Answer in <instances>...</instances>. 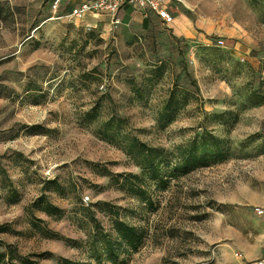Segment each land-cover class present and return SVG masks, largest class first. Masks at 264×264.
Segmentation results:
<instances>
[{"label":"rangeland","instance_id":"374dc122","mask_svg":"<svg viewBox=\"0 0 264 264\" xmlns=\"http://www.w3.org/2000/svg\"><path fill=\"white\" fill-rule=\"evenodd\" d=\"M50 2L0 0V226L11 230L0 232V251L10 246L17 256L8 264H58L61 257L97 264L87 247L42 230L86 242L93 233L86 213L100 201L117 205L123 219L146 231L128 264L259 259L264 214L254 209L264 208V0H173L171 25L150 19L141 29V21L128 18L107 32L90 17L57 18L67 11L53 14ZM172 91L180 104L166 124L161 113ZM97 107L103 118L122 117L128 132L168 150L201 127L233 146L252 142L224 163L169 177L164 189L148 181L144 201L107 175L141 169L87 121L86 112ZM205 112L229 114L217 121ZM43 194L64 210L61 218L35 206ZM96 217L112 230L109 213Z\"/></svg>","mask_w":264,"mask_h":264},{"label":"trees","instance_id":"16d2710c","mask_svg":"<svg viewBox=\"0 0 264 264\" xmlns=\"http://www.w3.org/2000/svg\"><path fill=\"white\" fill-rule=\"evenodd\" d=\"M51 7V2H50ZM174 15V11H172ZM186 103L187 98L183 99ZM261 102H255L258 104ZM180 104L178 92L172 91L170 97L165 102L164 111L161 113V119L166 124L172 123L175 119L177 106ZM186 105V104H185ZM206 117L221 121L229 113H218ZM86 118L89 123L99 124L98 135L117 146H119L128 156L132 158L135 165L141 169L140 174H118L106 172L111 179L126 190L131 196L139 197L144 201H150L147 197L145 184L148 181H154L163 189L169 183V177H178L186 175L198 168L211 167L213 165L224 163L240 153L244 146L252 141L249 139L247 145L238 144L233 146L229 140L216 135L207 127H201L202 131L197 132L188 140L177 144L172 150L164 147L150 145L148 142L139 139L136 135L126 130V121L122 117L110 116L103 118L102 107H97L86 112ZM122 180H121V179ZM59 184L55 185V190L59 189ZM38 210L46 215L61 218L64 210L50 201L47 194L41 195L35 202ZM96 211L106 212L111 215L112 230L105 231L104 227L96 217V211L91 210L88 214L90 223L93 226L91 237L83 242L81 240L64 238L60 234L43 229L44 235L48 238L64 240L68 245L74 247H87L91 251V256L96 259L97 264H128L129 255L137 252L142 246L146 231L144 228L131 224L120 216L119 207L111 202L100 201L95 204ZM11 231L9 226L1 225L0 232ZM10 253V255H9ZM16 252L10 246L6 251H0V264H8L9 260L17 258ZM54 257L53 253L45 254ZM58 264H83L69 258H58ZM28 264L27 262H25Z\"/></svg>","mask_w":264,"mask_h":264},{"label":"built area","instance_id":"2783aa9c","mask_svg":"<svg viewBox=\"0 0 264 264\" xmlns=\"http://www.w3.org/2000/svg\"><path fill=\"white\" fill-rule=\"evenodd\" d=\"M173 0H93L85 1L74 7L68 14H63L57 18H67L70 20L83 21L85 16L90 13H106L111 18V23L115 27L121 23L118 17L119 11L126 5H131L135 9L139 10L144 18H148L150 14H155L165 25H171L175 21V17L172 14ZM180 1V0H179ZM61 6V0L51 1V10L53 14L59 12ZM219 44L223 45L224 41L219 40ZM105 87L104 85L101 86ZM88 197L84 198V202L87 204ZM255 213L257 215L264 214V208L255 207ZM249 264H264V255Z\"/></svg>","mask_w":264,"mask_h":264},{"label":"crops","instance_id":"0c3cea01","mask_svg":"<svg viewBox=\"0 0 264 264\" xmlns=\"http://www.w3.org/2000/svg\"><path fill=\"white\" fill-rule=\"evenodd\" d=\"M52 1V0H51ZM85 1H93V0H61V6H60V11L63 9V10H65L66 9V11L67 12H62V13H64V14H68L69 12H71V10L74 8V7H76V6H78L79 4H81L82 2H85ZM173 7V6H172ZM87 17H90V18H92L93 19V21H94V27L95 26H97V25H99L100 27H102L103 28V32H107L109 29H111L112 27H115L114 25H112V23H111V18H110V16L108 15V14H106V13H97V14H94V13H90V14H87L86 16H85V18H84V20L87 18ZM118 17L120 18V20H121V23L120 24H123V22L125 21V20H127L128 18H130V22L131 23H133V21L134 20H138V21H141V29H144V28H146V29H148L149 27H150V22H151V20L150 19H152V20H160L158 17H157V15H155V14H150V16L148 17V18H144L143 17V15H142V13L139 11V10H137V9H135L133 6H131V5H126V6H124L120 11H119V13H118ZM83 20V21H84ZM175 20H176V18H175ZM161 21V20H160ZM119 26V25H118ZM117 27V26H116ZM138 29H139V27H138ZM174 29H178L177 28V25L176 26H174ZM182 29V28H181ZM179 31V33H183L184 32V30L182 29V30H178ZM187 32H189V31H187ZM243 42V45H244V47H249L248 46V42H245V40H243L242 41ZM263 255H264V253H263ZM263 255H261L260 256V258L263 256Z\"/></svg>","mask_w":264,"mask_h":264}]
</instances>
